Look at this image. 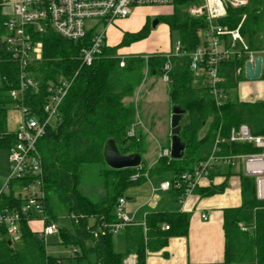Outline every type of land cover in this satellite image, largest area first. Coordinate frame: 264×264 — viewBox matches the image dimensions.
Returning a JSON list of instances; mask_svg holds the SVG:
<instances>
[{
  "label": "trees",
  "instance_id": "obj_1",
  "mask_svg": "<svg viewBox=\"0 0 264 264\" xmlns=\"http://www.w3.org/2000/svg\"><path fill=\"white\" fill-rule=\"evenodd\" d=\"M172 12L157 16L169 31L171 54L176 42L185 52H192L200 44L206 27L205 18H192L188 9L198 0H173ZM241 9L226 7V17L218 24L226 30L239 26V33L245 39L248 49L258 52L263 48V0H246ZM244 16V17H243ZM7 14L0 6V149L7 151L16 142L14 131L7 129L8 107L13 100L9 91L19 87V67L3 42L4 24ZM149 21L137 32H123L120 42L107 46L91 65L81 61V48L91 42V34L73 42L61 38L51 30L38 37L41 43V57L33 60L29 71L38 86L25 92L23 106L28 116L43 121L46 115L42 106L49 98L48 90L59 81H71L64 98L58 106L54 125L46 128L38 139L36 149L40 155V183L44 199L45 225L57 221L55 201L66 217L74 215L77 223L70 221V227L60 228V244L76 248L77 263L86 258L89 264H124L129 254H134L136 264H145L146 253L165 247L168 240L186 236L188 216L180 211H157L146 215L143 224L129 222L121 231L124 234L125 252L114 251L111 236L101 233L102 225L115 221L114 207L127 189L140 185L145 178L130 179L139 171L147 178L173 181L197 164L212 151L217 135L227 138L233 128L248 125L252 134H264V102L240 100L238 85L245 80L236 75L237 68H243L246 57L241 60L222 63L219 74L226 100L216 105L202 81L190 70L187 57L178 59L170 54L154 53L144 59L142 54L123 57L120 67L118 51L149 36ZM164 67H168L164 70ZM145 73L149 76L167 77L168 100L178 106L180 117L178 136L184 144V154L179 160L160 157L153 167L146 169L113 170L106 167L103 158L105 144L112 140L121 155L138 154L143 146L140 133L128 136L127 132L136 123V108L124 99L134 96ZM225 153H256L249 144H230L223 147ZM104 164L99 167L102 194L93 200L81 192L83 167ZM141 169V170H140ZM211 175L210 179L212 180ZM31 177L11 181L7 193L0 196L1 209H20L22 199L18 191L30 183ZM223 186L197 187L192 194L199 197L212 196L221 192ZM184 187L172 189L169 193L175 201L183 198ZM17 194V195H16ZM242 205L240 208L224 211V261L222 264H264V201L255 198L254 180L243 178ZM243 224V229L238 226ZM30 221L19 223L20 242L14 245L7 237V230L0 227V264H58L46 253L45 242L37 232L30 229ZM162 225L169 227L163 230Z\"/></svg>",
  "mask_w": 264,
  "mask_h": 264
},
{
  "label": "built area",
  "instance_id": "obj_2",
  "mask_svg": "<svg viewBox=\"0 0 264 264\" xmlns=\"http://www.w3.org/2000/svg\"><path fill=\"white\" fill-rule=\"evenodd\" d=\"M199 2L188 9L192 18H205L206 27L201 42L192 52H185L178 42L174 44L172 53H168L178 59L187 57L190 70L193 75L202 81L209 94L215 99L216 105L222 104L227 95L224 90L218 87L224 79L219 74L222 63L241 60L246 57L243 68L235 70L236 75L246 78L244 69L246 63H250L252 69L257 57L261 59L259 78L263 81L264 89V0L262 5L263 14V48L258 52H252L244 44L243 37L239 33V26L230 31L226 30L218 21L226 17V7L241 9L247 6L246 0H198ZM173 0H16L13 2L0 1L4 8L7 19L4 24L3 42L7 51L12 55L13 60L19 67V87L9 91L13 100V110L21 114L20 122L14 130L15 144L7 153V176L0 187V196L9 190L11 181L22 180L31 177L32 180L22 187L18 194L22 199L20 209H1L0 227L7 230V237L10 243L20 242L21 231L19 223L27 221H40L41 230L37 235L44 242L48 237L58 233L59 227L56 222L44 224L47 220L44 214V199L40 183V155L37 152L36 144L50 126L51 120L56 119L58 106L65 96L71 81H59L54 87L48 90L49 98L42 106L46 118L41 121L36 117L28 116V110L23 106L25 92L34 90L38 81L34 80L29 71L33 60L41 57V43L38 37L47 30H51L61 38L78 42L91 34L90 45L81 48V61L85 65H91L93 60L98 58L106 43L107 28L117 21L129 18L136 8L166 7L173 4ZM244 17V16H243ZM232 40V42H230ZM120 67H123V58H120ZM147 59V56H144ZM168 67H164L167 70ZM164 79L167 81L165 75ZM249 80V79H248ZM256 81V80H255ZM241 83V82H240ZM239 83V85H240ZM238 85V86H239ZM261 99L264 102V91ZM255 100L251 101L254 102ZM140 124H134L127 132L133 136ZM249 144L257 150L256 153H225L223 147L230 144ZM212 151L204 160H201L191 172L181 175L173 181L163 180L152 187L151 194L158 192H170L172 189L184 187L183 198L187 199L192 191L198 187L201 179L210 180L218 168L228 170L238 169L242 176L254 180V193L257 201H264V134L257 136L251 133L248 125H240L229 132L227 138L217 135ZM164 157L170 158V151L165 150ZM132 181L136 176L130 178ZM17 195V194H16ZM152 197L147 203H152ZM127 204L126 198L121 197L115 204V221L109 225L101 226V233H108L111 236L119 234L131 218L124 212ZM155 204V203H154ZM69 222L77 223L74 215L65 216ZM206 219V215H202ZM163 230L169 227L162 225ZM243 229V227H242ZM72 258L77 253L76 248H71ZM62 264V262H58Z\"/></svg>",
  "mask_w": 264,
  "mask_h": 264
},
{
  "label": "rangeland",
  "instance_id": "obj_3",
  "mask_svg": "<svg viewBox=\"0 0 264 264\" xmlns=\"http://www.w3.org/2000/svg\"><path fill=\"white\" fill-rule=\"evenodd\" d=\"M13 2L16 0H0ZM172 5L166 7H151V8H139L134 11V13L127 19L117 21L115 24L107 28V44L117 45L120 42L121 35L123 32H137L149 21V36L137 43L131 44L127 47L120 49L121 53H137L143 56L153 55V51H167L166 46V32L165 25L163 23H157L155 27H151L152 22L157 19V16L164 15L167 12H172ZM188 13V11H187ZM244 44H246L245 39ZM232 42V40L230 41ZM153 53V54H151ZM157 53V52H156ZM159 54H165L160 53ZM169 53V52H168ZM166 53V54H168ZM119 55V51H118ZM131 56V55H125ZM125 56H122L125 57ZM260 80L252 81L245 79L238 86V95L240 99L244 98H259L261 97L262 90L260 89ZM168 83L165 81L164 76H149L145 73L144 79L139 87L136 89L135 94L130 99H124V103H132L136 108V123L140 124L136 133H140L142 140V154H141V169H149L153 167L157 159L164 157L165 150L169 151L170 147V116L172 106L168 100ZM13 110L12 106L8 107L7 111ZM54 120H51L50 124L54 125ZM105 166L104 164L92 165L87 168L83 167L82 175V186L81 192L93 200H97V197L102 194V189L100 186L99 179V167ZM0 167L4 170L7 168V156L6 152L0 150ZM1 169V170H2ZM140 169V170H141ZM136 176L134 181H137L142 176L147 178L145 173H140L139 171L131 175ZM130 177V178H131ZM159 180L154 182L143 181L138 186H133L127 189L125 193V198H130L127 201V206L124 212L131 218L129 213L133 206H136L142 201L149 197V191L151 185L156 186L159 184ZM8 191V190H7ZM7 193V192H6ZM164 195V194H163ZM169 195V194H168ZM165 196V195H164ZM167 196V195H166ZM172 199V198H171ZM55 207L58 214L56 224L58 227H70L69 220L65 218V214L61 207L55 201ZM134 210V209H133ZM132 219V218H131ZM30 229L37 232L39 226L37 224H30ZM113 248L116 252H125V242L124 234L121 232L114 235L112 238ZM46 253L51 258L61 260L62 264H89L86 258L80 260L79 263L72 258L71 248L65 247L60 244L58 234H54L45 240ZM14 245V244H13ZM78 251V250H77Z\"/></svg>",
  "mask_w": 264,
  "mask_h": 264
},
{
  "label": "crops",
  "instance_id": "obj_4",
  "mask_svg": "<svg viewBox=\"0 0 264 264\" xmlns=\"http://www.w3.org/2000/svg\"><path fill=\"white\" fill-rule=\"evenodd\" d=\"M170 7V6H169ZM162 8V7H161ZM139 9V8H136ZM149 9V8H148ZM166 14H169L167 12ZM164 14V15H166ZM124 20V19H122ZM109 28V27H108ZM166 32V46L167 51L156 50L153 53H168L170 51L169 46V31L165 26ZM122 37V35H121ZM107 40V37H106ZM121 40V39H120ZM107 46H115L107 44ZM151 53V54H153ZM137 53H121L119 55H136ZM260 81L259 86L262 90L261 97L263 96V81ZM239 97V95H238ZM259 98H244L242 101H253ZM21 114L17 110H11L7 113V129L13 132L20 122ZM1 150V149H0ZM0 167V187L7 176V168L2 169ZM244 176L238 171V169L228 170L224 167L218 168L212 180L201 179L198 187L223 186L221 192L212 196L199 197L194 194L187 196L182 202L175 201L174 197L169 192H158L156 195L151 194V189L154 187L151 185L149 197L142 201V203L133 206L131 211V220L135 223L143 224L146 215L150 213H156L157 211H180L188 216V232L186 236H177L168 240L165 247L155 252H147L145 264H222L224 261V211L240 208L242 205V181ZM154 182L160 178L149 179L145 178V181ZM165 196H164V195ZM169 194V195H168ZM167 195V196H166ZM152 197L153 202L147 203ZM172 198V199H171ZM130 200V199H129ZM128 201V200H127ZM155 203V204H154ZM127 206V204H126ZM125 206V208H126ZM134 209V210H133ZM202 215H206V219H202ZM30 224H37L39 230H41L42 223L38 221H32ZM238 226L242 228L244 225L238 223ZM66 228V227H59ZM68 229V228H66ZM37 231V233H38ZM121 233V232H120ZM58 234V233H56ZM115 251V250H114ZM119 253V252H118ZM124 264H136V257L134 254H129Z\"/></svg>",
  "mask_w": 264,
  "mask_h": 264
},
{
  "label": "water",
  "instance_id": "obj_5",
  "mask_svg": "<svg viewBox=\"0 0 264 264\" xmlns=\"http://www.w3.org/2000/svg\"><path fill=\"white\" fill-rule=\"evenodd\" d=\"M158 23V20L155 19L152 22L151 27H155ZM261 59L256 58L254 67L252 69L250 63H246L244 74L246 78L252 81L258 80L259 70H260ZM183 114V111L178 106H173L170 116V159L179 160L183 157L184 154V144L181 142L178 133L180 130L179 123L180 117ZM103 158L104 163L107 168L110 170H126V169H137L141 165V157L138 154H127L121 155L117 152L115 144L112 140L108 141L103 148ZM130 198H126V201Z\"/></svg>",
  "mask_w": 264,
  "mask_h": 264
}]
</instances>
